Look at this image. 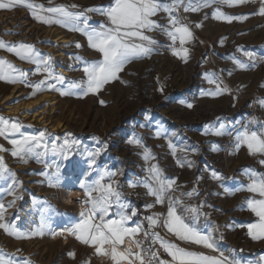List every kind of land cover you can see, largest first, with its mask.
Here are the masks:
<instances>
[{
  "label": "rangeland",
  "instance_id": "374dc122",
  "mask_svg": "<svg viewBox=\"0 0 264 264\" xmlns=\"http://www.w3.org/2000/svg\"><path fill=\"white\" fill-rule=\"evenodd\" d=\"M35 2L50 6L48 0ZM54 3L75 4L79 6L75 11H82L107 6L111 0H54ZM259 6L256 0L235 6L214 4L199 12H185L181 7L178 15L194 36L192 43L185 45L190 49L187 62L172 54L171 42L161 31L148 33L158 41L150 57L127 64L119 74L120 79L107 84L98 94L80 95L77 89L76 95H61L53 89L33 96L35 89L29 85L44 80L46 74L38 72L36 65L0 49V59L27 73L23 83L0 80V116L19 120L25 135L39 136L45 131L48 144L62 145L65 139L78 142L75 154L64 162L57 187H50L47 177L41 175L54 169H45L35 159L23 163L10 151L0 152L20 182L15 186V196L20 198L8 209L6 219L23 232L38 231L42 221L47 225L42 234L28 239H17L0 229V250L31 264H112L110 258L96 255L94 248L82 244L66 229L79 220L86 199L80 187L87 170L86 153L101 147L96 167L99 171L108 169L116 173L115 180L130 205L129 212L136 211L131 223L140 222L136 218L141 215L144 218L141 223L147 229L145 217L166 213V205L146 207L154 203V197L144 187L129 186L143 179L149 167L143 149L128 143L137 137L154 155L151 164L158 165L165 177L175 180L173 195L186 204L202 205L201 230L214 225L208 230L212 231L218 248L241 264H259L264 257V240L251 239L245 227L258 219L245 203L253 194L239 189L249 183L245 169L264 174V164L260 162L264 155H250L246 146L238 150L234 147L235 136L244 128L264 132V106L259 102L264 100V16L253 15ZM217 7L226 15L247 18L231 23L214 19L212 14ZM88 16L93 26L107 23L106 17L97 13ZM154 19L167 24L165 13ZM0 39L9 44L34 45L42 56L51 57L52 69L62 74L66 83L85 79L82 64L74 57L86 61L101 58L81 33L56 24L38 23L24 7L0 10ZM76 43L81 47L76 48ZM241 48L253 52L255 60L249 61L238 50ZM233 55L248 67L239 68L231 59ZM209 77L228 91L208 95L217 87L209 82ZM188 103L193 107L188 108ZM208 124H223L225 134H205ZM0 145L12 148L3 138ZM46 159L51 162L53 157ZM213 171L221 178L213 179ZM96 176L93 171L89 181ZM6 183L7 180L0 181V185ZM193 189L198 196L188 199L181 195ZM70 193L80 197L69 199ZM13 199L14 196L7 195L0 202L7 205ZM154 231L191 251L218 254L176 241L166 229L158 227ZM53 232L63 235L54 236Z\"/></svg>",
  "mask_w": 264,
  "mask_h": 264
},
{
  "label": "snow or ice",
  "instance_id": "6c2138e0",
  "mask_svg": "<svg viewBox=\"0 0 264 264\" xmlns=\"http://www.w3.org/2000/svg\"><path fill=\"white\" fill-rule=\"evenodd\" d=\"M249 2L255 3L256 0H111L107 6L75 11L78 5H57L54 0H48L50 6L47 7L35 0H0V10L24 7L30 11L33 19L38 23L56 24L70 31L81 33L87 38L89 47L98 52L101 58L96 61H86L81 57H74L82 64L85 79L66 83L65 77L52 69L51 57L42 56L34 45L23 42L9 44L0 39V49L36 65L38 72L46 74L44 80L35 85H29L35 89L33 96L37 92L53 89L59 91L61 95H76L78 94L77 89L80 95L98 94L107 84L120 79L119 74L127 64L135 59L150 57L158 41L148 33L161 31L171 42L169 47L172 54L187 62L190 49L185 45L191 44L194 36L189 26L184 24L178 15L181 7L185 12H199L214 4L235 6ZM259 5L257 12L253 15L264 16V0H259ZM88 13H97L106 17L107 23L98 26L91 25ZM160 13L166 14V25L154 19ZM212 15L214 19L227 23L247 18L246 16L226 15L218 7ZM199 26L196 25V27ZM75 47L80 48L81 45L76 43ZM238 50L242 51L249 61L255 60L253 52L242 48ZM231 59L241 69L248 67L234 55ZM26 77L27 73L17 69L10 62L0 59V80L23 83ZM121 82L126 83V81ZM209 82L216 83L217 87L215 92H209L208 95L216 96L228 91L226 88L222 89L217 80L211 77H209ZM58 85L60 87H57ZM160 90L163 91V87ZM259 102L264 106V100ZM101 103L104 102L101 101ZM186 106L193 107L191 103ZM252 123H255L254 119ZM22 127L19 120L0 116V138L12 145L11 150L0 145V152L10 151L14 158H18L23 163H27L29 159H35L36 162L43 164L45 169H54L51 173L45 171L41 175L47 177L50 187H57L61 181L60 173L65 166L64 162L75 154L78 142L65 139L62 145L48 144L45 142V131L40 132L39 136H28L21 131ZM205 129V134L212 135H223L226 131L223 124L219 126L208 124L205 125ZM235 141L234 147L237 150L241 146H246L250 155H264V132L246 127L235 136ZM128 143L142 148L145 163L149 164V167L145 169V177L130 183L129 186L144 187L147 194L154 197V203L146 207L152 208L155 204L166 205V213L145 217L148 222L147 229L141 222L131 223L132 217L136 216V211L129 212L130 205L124 199L120 185L115 180L116 173L108 169L99 171L96 167V158L103 150L101 147L86 153L87 170L84 173V179L80 182L86 199L81 205L79 220L66 231L82 244L94 248L96 255L110 258L112 264H241L239 260L230 259L218 248L212 231L208 230L214 225H208L201 230L202 205L186 204L180 197L173 195L176 182L172 178L165 177L158 165L151 164V161L155 159L151 150L137 137H132ZM174 147L170 143V148L174 149ZM48 156L53 157L51 162L46 159ZM260 162L264 164V160ZM93 171L97 172V176L89 181L88 177ZM244 173L248 176L249 183L239 190L253 194L245 203L248 210L258 218L245 227L251 239L264 240V174L252 169H245ZM211 176L213 179L221 178L215 171L211 173ZM5 180L8 183L0 185V201L7 195L14 196V199L7 205L0 202V229L17 239H28L42 234L47 228L43 221L38 231L23 232L14 222L6 219L8 209L14 207L15 200L20 198L15 196V186L20 182L15 179V173L8 168L4 158L0 156V181ZM181 195L190 199L194 195L198 196L199 193L193 189ZM204 215L207 218V214ZM158 227L166 229L176 241L197 245L210 250L211 253L218 254L191 251L182 247L179 243L165 239L158 231H154ZM52 234L54 236L63 235V232ZM141 234L143 239H137ZM156 245H159V248L170 257L169 260L160 258ZM72 255L74 257V254ZM0 264H31V262L27 259L22 262L18 261L12 254L0 250ZM259 264H264V257L260 259Z\"/></svg>",
  "mask_w": 264,
  "mask_h": 264
},
{
  "label": "built area",
  "instance_id": "2783aa9c",
  "mask_svg": "<svg viewBox=\"0 0 264 264\" xmlns=\"http://www.w3.org/2000/svg\"><path fill=\"white\" fill-rule=\"evenodd\" d=\"M138 239L142 240L143 239V235H140V237ZM145 243H147V242H145ZM156 247L159 249L160 258L161 259H164V260H169L170 259V257L167 256V254L163 251V249L159 248V245H156Z\"/></svg>",
  "mask_w": 264,
  "mask_h": 264
},
{
  "label": "bare ground",
  "instance_id": "6f19581e",
  "mask_svg": "<svg viewBox=\"0 0 264 264\" xmlns=\"http://www.w3.org/2000/svg\"><path fill=\"white\" fill-rule=\"evenodd\" d=\"M80 197V195H78V194H75V193H70V195H69V199H75V198H79ZM135 250V249H134Z\"/></svg>",
  "mask_w": 264,
  "mask_h": 264
},
{
  "label": "trees",
  "instance_id": "16d2710c",
  "mask_svg": "<svg viewBox=\"0 0 264 264\" xmlns=\"http://www.w3.org/2000/svg\"><path fill=\"white\" fill-rule=\"evenodd\" d=\"M136 220H138L140 222H143L144 218H143V216L138 215L137 218H136Z\"/></svg>",
  "mask_w": 264,
  "mask_h": 264
}]
</instances>
